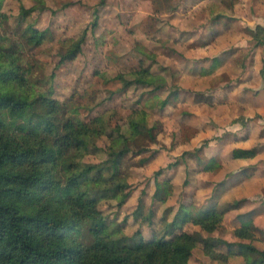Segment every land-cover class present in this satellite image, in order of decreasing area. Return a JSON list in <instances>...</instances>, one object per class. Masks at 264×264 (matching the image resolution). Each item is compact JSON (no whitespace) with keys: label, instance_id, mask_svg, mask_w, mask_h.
Masks as SVG:
<instances>
[{"label":"clouds","instance_id":"1","mask_svg":"<svg viewBox=\"0 0 264 264\" xmlns=\"http://www.w3.org/2000/svg\"><path fill=\"white\" fill-rule=\"evenodd\" d=\"M259 67L264 0H0V264H262Z\"/></svg>","mask_w":264,"mask_h":264},{"label":"rangeland","instance_id":"2","mask_svg":"<svg viewBox=\"0 0 264 264\" xmlns=\"http://www.w3.org/2000/svg\"><path fill=\"white\" fill-rule=\"evenodd\" d=\"M221 2H223V0H221ZM218 16H222L223 13H217ZM246 34V33H244ZM242 33L239 32V31H236V32H233L229 37H227V39H231V40H236V39H240L242 38ZM195 54L197 55H209L210 54V51H215V49H204V48H198V49H194L193 50ZM257 72H258V69H257ZM264 73V67L262 69V75L261 76H264L263 75ZM261 135H264V129L261 130ZM244 137H248V140L247 141H241V140H237L235 141L236 145L238 146L239 148V151H240V154L238 156V159H241L242 157L241 156H245V155H252L253 153H255V149H254V146L252 145H248V141L251 139V135H245ZM245 167H248L247 165ZM216 245L215 244H212V247H215ZM227 259L229 260V262L231 261V259L233 258V260L235 259V255H241L239 254V246L238 244L236 243H233V244H229L227 249ZM243 256V255H242ZM241 257V256H240ZM241 260V258H240ZM246 262V260L244 261H240V262H233L230 264H244ZM250 263H254V264H257V260L255 259H252Z\"/></svg>","mask_w":264,"mask_h":264},{"label":"trees","instance_id":"3","mask_svg":"<svg viewBox=\"0 0 264 264\" xmlns=\"http://www.w3.org/2000/svg\"><path fill=\"white\" fill-rule=\"evenodd\" d=\"M8 211H9V209H7V208H0V217H6ZM0 223H4V221H0ZM161 246H163V245H161ZM210 246H212V245H210ZM238 246L240 248V253L244 256V259H245L246 256L250 255L251 251L254 250V246L253 245H241V244H238ZM176 253L177 254H183V255H186V256H190L191 255L190 251L189 252H185V248L183 246L178 247L176 249ZM246 262H247V264H249V262L247 260H246ZM250 264H254V263H250ZM262 264H264V262H262Z\"/></svg>","mask_w":264,"mask_h":264},{"label":"crops","instance_id":"4","mask_svg":"<svg viewBox=\"0 0 264 264\" xmlns=\"http://www.w3.org/2000/svg\"><path fill=\"white\" fill-rule=\"evenodd\" d=\"M262 69H263V67H259L258 68V73L260 74V75H262ZM263 75H264V73H263ZM248 140V137H242L240 140L241 141H247ZM255 149V148H254ZM256 151V150H255ZM257 153L255 152V153H253L252 155H245V156H241L242 158H241V160H247V159H251L253 156H255ZM254 211V210H253ZM256 215H259V213H257ZM239 254H241L240 253V248H239ZM241 256V257H240ZM235 259L233 260V258L231 259V263H233V262H240L241 260L242 261H244L245 259H244V256H242V254L241 255H235V257H234ZM240 258H241V260H240ZM244 264H247V262H245Z\"/></svg>","mask_w":264,"mask_h":264}]
</instances>
